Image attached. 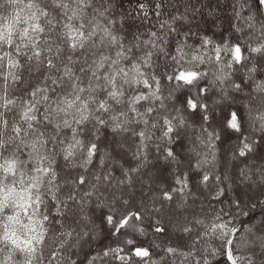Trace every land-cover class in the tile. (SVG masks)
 <instances>
[{
  "label": "snow or ice",
  "instance_id": "snow-or-ice-1",
  "mask_svg": "<svg viewBox=\"0 0 264 264\" xmlns=\"http://www.w3.org/2000/svg\"><path fill=\"white\" fill-rule=\"evenodd\" d=\"M126 2L0 0V264H264V0Z\"/></svg>",
  "mask_w": 264,
  "mask_h": 264
},
{
  "label": "trees",
  "instance_id": "trees-1",
  "mask_svg": "<svg viewBox=\"0 0 264 264\" xmlns=\"http://www.w3.org/2000/svg\"><path fill=\"white\" fill-rule=\"evenodd\" d=\"M125 6L127 7V2L125 0ZM235 78V77H234ZM219 99V92L217 89H213L209 93L208 103L211 105L214 101ZM237 105H241L242 101L240 100L239 96L236 97ZM217 119H220L224 112L221 111L220 107H217ZM189 123L192 124V128L188 129V136L195 137L197 135L196 129L199 128V118L198 116H190ZM231 143L225 139L224 143L217 142V152H216V159H217V166L215 169L216 173H219L222 179L227 176L229 178H234L236 173L241 167L240 161L233 160L231 157L230 152ZM264 155V152L261 153ZM195 163V159L192 160ZM256 163H261L259 159L256 160ZM187 161H185V170H187ZM207 167V166H206ZM190 181L193 183L199 182V170H193L190 172ZM220 187L225 189V194L222 195L218 200H213L211 197L215 194L216 190V183L213 180L208 182L207 186L200 185L199 191H197V196L199 199L197 200L196 204L193 205L195 210L200 213V218L204 219L205 223H209L212 219H214L215 212L221 208L225 211H233L237 212L235 208L231 206V200L236 198V190L237 184L233 182L231 179L223 180V182L219 185ZM195 190V189H194ZM248 198L245 197V200ZM260 209L257 208L254 210L253 213H250L249 217L239 216L238 220L236 221L237 225L240 226L248 221L252 215H256V218L259 219ZM149 233L151 230L149 229ZM119 239L118 237H112L111 240L103 238L101 236L100 239L93 243L94 248H102L105 244L111 243L113 246L116 245ZM144 238L141 237V240Z\"/></svg>",
  "mask_w": 264,
  "mask_h": 264
}]
</instances>
